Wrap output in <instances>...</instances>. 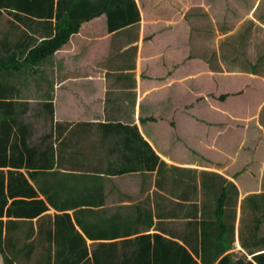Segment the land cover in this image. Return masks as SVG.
I'll use <instances>...</instances> for the list:
<instances>
[{"label": "crops", "instance_id": "obj_1", "mask_svg": "<svg viewBox=\"0 0 264 264\" xmlns=\"http://www.w3.org/2000/svg\"><path fill=\"white\" fill-rule=\"evenodd\" d=\"M134 3L137 22L113 13L110 30L101 12L9 73L0 264H71L84 250L85 264H188L183 248L197 264H256L264 252V0ZM1 11L0 58L42 39L39 11ZM10 181L24 193L8 195ZM22 198L47 209L8 216Z\"/></svg>", "mask_w": 264, "mask_h": 264}, {"label": "trees", "instance_id": "obj_2", "mask_svg": "<svg viewBox=\"0 0 264 264\" xmlns=\"http://www.w3.org/2000/svg\"><path fill=\"white\" fill-rule=\"evenodd\" d=\"M24 4V5H23ZM127 4H129L127 8ZM87 0H57V4L55 5L54 9V0H0V15L2 14L1 9L12 10L15 14H19L20 11L26 10L28 12H38V17L44 19L46 23L45 26L42 27L43 35L41 36L42 39L36 42L32 46H25L22 45H14L6 55L3 54L0 58V163H6L7 157V146L5 142L10 140L9 134H2L1 135V123L2 121H7V119L11 121H16L17 115L14 111V104L16 101H13V93L16 90L15 86L10 82L8 75L9 73H13L14 71H18L21 68H30L37 65L38 62L44 60L48 56L52 55L62 44H64L69 36L76 32L80 23L84 20H88L94 16H97L101 12H105L107 16V24L108 29L111 30L113 28V13H122V24H127L128 22H137L138 21V12L135 6L134 0H102L101 5L97 8L96 5L92 8L87 9ZM126 7V8H125ZM133 10L134 15H130L129 13ZM31 20V17H25ZM51 18H54V25H52ZM126 18V19H125ZM32 21V20H31ZM9 45V44H8ZM23 47V48H22ZM4 71L8 72L7 76L4 75ZM150 148V147H149ZM24 153L26 155L21 156V164L22 158L27 157V162L25 165H31L30 157L32 151L30 150V146L26 145L24 149ZM157 159V156L154 152H152ZM12 155H9L10 163L17 164L16 160H12ZM9 175H11L14 179L23 180V185H29L26 183V179L24 178L21 172L17 171H8ZM1 173V172H0ZM1 177V176H0ZM25 183V184H24ZM20 189H23L20 186ZM20 189L12 190L11 181L8 183L7 187V194L11 196L17 195V193H24L23 190ZM39 204L35 210H33L30 206ZM6 204V192L4 189L3 182L0 178V214L2 212L3 207ZM28 209L29 211L23 212L26 215L32 216V214H39L40 212H44L47 209L46 204L41 199H36L34 202L28 201L26 199H14L9 207H7L6 212L8 216L11 214L19 215L22 213V209ZM15 216V215H14ZM58 219L61 218L62 220H66L68 225L70 226L71 232L75 233L74 235L80 237L79 232L77 229L74 228L71 220L70 215L68 213H61L55 215ZM59 229V228H57ZM32 244H30V254L32 252ZM185 254L187 255L188 260L190 261L188 264H197L193 261L191 255L187 253V250L183 248ZM27 255L28 259L31 257ZM86 251L82 255L74 256L73 261L71 264H85ZM47 258H50L47 256ZM227 256H224L219 261H223L226 259ZM254 261L256 264H264V252L259 253L253 256ZM88 263V262H87ZM48 264V262H47ZM247 264H253L251 261H248Z\"/></svg>", "mask_w": 264, "mask_h": 264}, {"label": "rangeland", "instance_id": "obj_3", "mask_svg": "<svg viewBox=\"0 0 264 264\" xmlns=\"http://www.w3.org/2000/svg\"><path fill=\"white\" fill-rule=\"evenodd\" d=\"M25 72H28V71H25ZM28 76H32V74L30 73ZM28 76H26V77H28ZM27 84H29V85H32L33 84V82H32V79L31 78H27ZM246 212H247V210H246ZM246 217H247V219H253L254 220V214H251V213H246ZM256 224H257V222H256Z\"/></svg>", "mask_w": 264, "mask_h": 264}]
</instances>
